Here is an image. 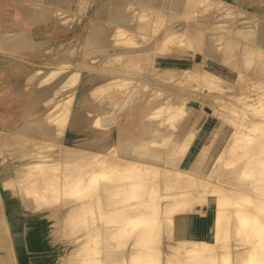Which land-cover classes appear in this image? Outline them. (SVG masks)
I'll use <instances>...</instances> for the list:
<instances>
[{"label":"bare ground","instance_id":"bare-ground-1","mask_svg":"<svg viewBox=\"0 0 264 264\" xmlns=\"http://www.w3.org/2000/svg\"><path fill=\"white\" fill-rule=\"evenodd\" d=\"M131 1L139 19L152 16L129 26L126 41L135 47L148 42L151 49L111 55L109 66L94 67L92 76L76 66L66 78L69 85L78 80L81 93L73 104L61 101L15 130L0 129V264H28L26 236L32 231L45 255L56 251L53 240H67L58 264H264V89L250 103L245 84L235 93L234 83L223 87L221 76L194 61L203 52L205 59L234 66L239 46L245 55L264 58V41L250 47L253 27L230 28L239 10L263 0ZM188 6L198 7L194 15L159 39L169 20L190 15ZM114 11L104 4L100 18L116 23L109 19ZM175 46L188 52L191 65L160 59ZM52 74L46 73L42 86ZM174 74L181 77L177 82ZM238 74L237 82L252 78ZM262 76L253 80L256 86L264 87ZM192 82L201 92L208 89L204 101L186 90ZM196 100L211 105L220 119L205 142L203 128L185 117L187 102ZM226 122L235 127L226 132ZM31 217L41 224H28ZM179 234H186V255L175 262L171 254L161 263L160 241ZM214 240L220 244L213 246Z\"/></svg>","mask_w":264,"mask_h":264},{"label":"rangeland","instance_id":"rangeland-1","mask_svg":"<svg viewBox=\"0 0 264 264\" xmlns=\"http://www.w3.org/2000/svg\"><path fill=\"white\" fill-rule=\"evenodd\" d=\"M58 3H61V6H58ZM58 3L54 1L50 4L42 3L40 5L33 1L23 3L11 0H0V129L6 130V128H9L15 130L20 125L24 124V121L38 119L39 116L45 115L55 104L61 101H65L67 104H73L74 97H77L76 92L79 91L77 88L78 80L73 83L70 82L71 85H69V83L66 84V78L70 77L69 74L72 73L76 66L82 68L85 75L90 73L89 76H92L94 73H91V70L94 67L98 65V67L109 66L107 60L111 55L134 54L136 50L141 47H143L141 48L143 52H146V50L148 51V48L151 49V45L148 44V42L139 44L135 47L126 41L129 38V32H126L130 30L128 27H134L140 22L143 23V19L145 20L146 18L144 17L142 20L138 18L139 9L131 0H64ZM104 4L111 5V11L115 10L114 16H111L109 19L114 20L116 23L112 21L109 22L108 20L104 21L100 18L101 7ZM188 7L186 12L192 11L190 15L189 13L186 15L185 13V19L173 18L169 20L167 25H163L159 31L157 35L159 39H161L166 31L172 30L174 27L175 29H181L185 24V20L191 17V15H194L193 11L198 9V7L194 6H191L192 8L190 6ZM19 9H23L25 13L24 20L27 22L25 24H22L21 17L18 15ZM242 11L239 10L238 13L236 12L238 17H236L230 28H234L235 24H237L239 28L253 27L251 32L255 36L251 35L252 41L250 39V47H255V41H258L259 44L264 41V0L258 2L257 6H254L252 9ZM118 13L123 15H119ZM147 14H149V17H147L149 19L152 13L149 12ZM203 17L204 19L207 18V16H202V18ZM211 18L215 20L213 15H211ZM255 20L258 21V26H253V21ZM203 22L206 21L203 20ZM225 24L229 25V22L225 21ZM204 27L210 29L212 26L204 25ZM213 27L220 28L216 24ZM255 29L258 31L254 32ZM247 37L250 38L249 35ZM235 52L239 53L236 54L239 60L234 66L222 63L213 58L205 59V54L203 52L198 53L194 61L202 63L207 70L221 76L224 82L222 84L223 87L228 89L231 86L229 83H234L235 86L233 88L235 93H239L241 90L243 91L244 88H241L245 84L246 87L244 86L245 89L243 92L246 91V93H244V96H248L249 100L250 98L254 100H251L250 103H257V97L264 91V87L256 86L257 84H255L253 80L256 81L263 77L264 66L262 60L264 58H259L256 54H243L244 49L241 48V46H239ZM240 56L242 59H240ZM188 58L189 54L186 50L175 46L170 55L160 59L164 62H172L171 64L177 63L185 68L192 63ZM260 61L261 63H259ZM63 65H72L73 67L70 66L65 68V72L62 70L63 67L53 70V67ZM165 65L167 66L169 64ZM183 68H180L179 71L185 73ZM51 70L53 74L48 77V84L42 86L41 82L45 78L46 73ZM240 70L243 71L247 77H252L249 82H237L236 79L239 78L238 73ZM251 73H253V75H251ZM254 76H256L257 79ZM173 78L177 82L181 77L174 74ZM176 85L179 86L178 84ZM204 86L205 85H201V87ZM198 87L200 86L197 85L196 82H192L187 85L186 90L191 95L199 93V99L201 98V100L203 99L204 101L206 99L204 95L210 93L206 88L201 92L202 89ZM258 89H260V91ZM147 91L153 96L155 95L154 97H165V94L162 93L156 96V90ZM79 93L81 92L79 91ZM247 93L252 94V96L250 94L246 95ZM221 97L223 99L225 98L226 101H230L226 95H221ZM233 102L239 105L236 100ZM187 108L188 111L185 110V117L190 120L191 125L197 124V130L203 128L202 139L204 142L207 141L218 126L219 117L212 114L210 110L212 108L211 105L203 106L201 102L199 103V100L187 102ZM196 114L199 116H196ZM50 125H53V123L51 122ZM234 127V122H226V132ZM56 143V148H58V142ZM43 145L38 147L39 151L44 148ZM56 148L52 149L51 152L56 151ZM216 155L217 150L213 148L212 158ZM50 158H56V156L52 154ZM22 204L23 207L27 209L26 203L23 202ZM180 210L177 216L182 212ZM241 211L243 213L246 212L245 209ZM27 216H31V213L27 212ZM37 219L42 222V211L40 217ZM37 219L32 217L28 218L27 223L29 224L30 221L37 227L41 224V222H36ZM177 221L178 220H176V222ZM176 222L174 221L172 224L174 225ZM143 226H145V224H143ZM34 232L32 231L31 234L26 236V250L27 252L28 249L30 251V253L28 252L29 256L26 260L30 261L31 264H58V261L61 259V254L64 252L66 253L69 247V245L67 247L65 242L67 240L64 239V242L61 241L62 244H59L60 241L56 239L53 240L52 244L54 245H52V249H55L57 252L53 251L45 255L42 254L41 242L37 239V235ZM50 234V238L59 236L54 235L55 233ZM183 236H186V234L176 235L172 239L165 237L160 241L158 251L161 257V263L165 261L166 257L171 256V254L175 262L186 255L184 253L186 248L185 245H183L185 241ZM177 239L179 241H177ZM219 244L220 240H214L212 243L213 246ZM173 246L174 248H172ZM127 249L128 245L125 250ZM207 252L210 251L207 250Z\"/></svg>","mask_w":264,"mask_h":264},{"label":"crops","instance_id":"crops-1","mask_svg":"<svg viewBox=\"0 0 264 264\" xmlns=\"http://www.w3.org/2000/svg\"><path fill=\"white\" fill-rule=\"evenodd\" d=\"M11 1H14V2H15V1H18V2H23V3H25V2H30L29 0H24V1H23V0H11ZM19 10H20V9H19ZM21 10H22V11H21ZM21 10L18 12V13H19L18 15L21 17V21H22V22H25V20H24V19H25V18H24V17H25V13H24L23 9H21ZM25 23H27V22H25ZM17 26H18V25H17ZM14 27H15V26H14ZM28 252L30 253L29 250H28ZM28 252H27V254H28ZM28 256H29V254H28ZM28 256H27V257H28ZM27 263H28V264H31L30 261H27Z\"/></svg>","mask_w":264,"mask_h":264}]
</instances>
